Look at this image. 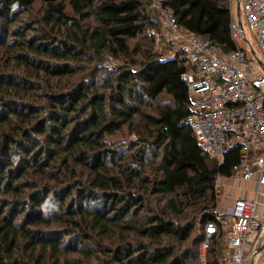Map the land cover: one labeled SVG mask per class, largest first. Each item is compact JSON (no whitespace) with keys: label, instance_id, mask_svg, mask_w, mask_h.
Masks as SVG:
<instances>
[{"label":"trees","instance_id":"16d2710c","mask_svg":"<svg viewBox=\"0 0 264 264\" xmlns=\"http://www.w3.org/2000/svg\"><path fill=\"white\" fill-rule=\"evenodd\" d=\"M166 6L237 48L228 0ZM159 27L151 0H0V264H221L216 182L240 148L203 152L187 53L154 50Z\"/></svg>","mask_w":264,"mask_h":264},{"label":"built area","instance_id":"2783aa9c","mask_svg":"<svg viewBox=\"0 0 264 264\" xmlns=\"http://www.w3.org/2000/svg\"><path fill=\"white\" fill-rule=\"evenodd\" d=\"M151 3L160 14L159 33L168 37L176 51L187 53L188 65L181 78L188 88L191 112L185 123L203 152L217 158L219 163L223 162L227 149L239 145V162L233 177L250 180L257 173L258 184H263L264 73L253 67L254 58L244 39V28L242 32L236 19L231 20L230 32L237 48L223 55L208 41L184 32L166 0ZM241 11L246 29L264 59V0H241ZM258 204L257 200L235 199L227 216L220 218L225 245L221 264L243 263V244L264 226ZM215 230L211 222L205 227L207 238L200 245L202 259L208 237Z\"/></svg>","mask_w":264,"mask_h":264},{"label":"crops","instance_id":"0c3cea01","mask_svg":"<svg viewBox=\"0 0 264 264\" xmlns=\"http://www.w3.org/2000/svg\"><path fill=\"white\" fill-rule=\"evenodd\" d=\"M234 11L233 18L236 19V0L231 4ZM241 8V0H240ZM242 11H240V15ZM258 174L255 173L250 180H241L231 176L230 178H220L216 187L218 199L216 212L220 218L226 217L229 208L233 206L234 200L238 198L252 199L259 202L257 211L264 216V183L258 184ZM264 239V226L254 235L250 236L243 244L244 260L242 264H264V251L253 254Z\"/></svg>","mask_w":264,"mask_h":264},{"label":"rangeland","instance_id":"374dc122","mask_svg":"<svg viewBox=\"0 0 264 264\" xmlns=\"http://www.w3.org/2000/svg\"><path fill=\"white\" fill-rule=\"evenodd\" d=\"M242 16H243V14H242ZM158 33H159V29H158L156 36H155L156 42H155L154 50H158V52H160L163 56H169L170 54H173L176 50L171 46L170 42L169 43L167 42V40H169L168 37L165 34L162 35V34H160V33L158 34ZM244 34H245V38H246V42L248 44V47H250L256 53L257 59L253 60V62H252L253 67L256 70H258L259 72H262V70L258 64V61L264 65V59H263L262 55L257 50L255 39H254L253 35L250 33V31H248L246 28L244 29ZM104 62L108 66H120L122 64L120 61L114 60L110 57H107ZM219 180L220 179L218 178V180L216 182V187H217V184L219 183Z\"/></svg>","mask_w":264,"mask_h":264},{"label":"water","instance_id":"95a60500","mask_svg":"<svg viewBox=\"0 0 264 264\" xmlns=\"http://www.w3.org/2000/svg\"><path fill=\"white\" fill-rule=\"evenodd\" d=\"M240 11H241V8H240V0H236V21H237V24L240 28V30L243 32V26H242V21H241V15H240ZM244 39L246 41V38L244 36ZM249 51L251 53V55L253 56L254 59H257L256 57V53L254 52V50H252L250 47H249ZM258 61V60H257ZM258 64L259 66L261 67L263 73H264V65L258 61ZM264 251V239L261 243L260 246H258L253 254V257L256 255V254H259L261 252Z\"/></svg>","mask_w":264,"mask_h":264}]
</instances>
